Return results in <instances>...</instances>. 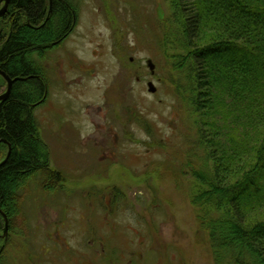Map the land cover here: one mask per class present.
I'll return each instance as SVG.
<instances>
[{
  "label": "rangeland",
  "instance_id": "rangeland-1",
  "mask_svg": "<svg viewBox=\"0 0 264 264\" xmlns=\"http://www.w3.org/2000/svg\"><path fill=\"white\" fill-rule=\"evenodd\" d=\"M70 2L77 19L71 36L50 50L46 59L32 56L51 80L49 98L55 104L51 109L43 102L34 115L49 150L50 165L64 181L47 190L39 180L27 182L21 191L20 210L11 218L5 253L22 261L19 253L43 240V228L66 220L87 232L77 235L73 228L66 233L70 257L75 258L82 248L90 264H116L98 257L96 241L88 247L92 227L98 232L96 239L110 235L102 247L106 253L114 247L123 251L117 264H213L189 201V179L183 177L185 167L179 157L181 142L178 133L172 132L186 120V112L177 105L166 81L172 69L158 45L157 7L164 15V2ZM148 59L154 65L152 75L146 67ZM79 67L90 75L78 71ZM126 71H131V80L123 89L125 102L116 107V114L124 119V108L130 109L132 128L127 134L103 107L108 90L119 88ZM147 82L154 84L155 93H148ZM77 119L80 125L74 131L69 124ZM51 121L56 122L52 130ZM76 212L83 213L84 220H70ZM104 212H113L106 224ZM35 226L41 230L31 234ZM12 258L7 264H12Z\"/></svg>",
  "mask_w": 264,
  "mask_h": 264
},
{
  "label": "trees",
  "instance_id": "trees-1",
  "mask_svg": "<svg viewBox=\"0 0 264 264\" xmlns=\"http://www.w3.org/2000/svg\"><path fill=\"white\" fill-rule=\"evenodd\" d=\"M162 1L158 45L186 112L172 132L198 231L213 264H264V0ZM70 10V0H51V11L49 0H10L0 18V70L21 79L0 104V141L10 145L0 166V210L9 220L27 182L47 190L63 180L34 115L47 76L32 56L44 60L61 45Z\"/></svg>",
  "mask_w": 264,
  "mask_h": 264
},
{
  "label": "flooded vegetation",
  "instance_id": "flooded-vegetation-1",
  "mask_svg": "<svg viewBox=\"0 0 264 264\" xmlns=\"http://www.w3.org/2000/svg\"><path fill=\"white\" fill-rule=\"evenodd\" d=\"M62 2L65 4L64 1H62ZM0 4H2V3H0ZM70 13H71L70 28L61 37L62 42L67 40L71 36V34L74 31L75 26H76L77 19H76L75 9L70 10ZM129 60L131 61V58H129ZM68 68L70 69V67H68ZM78 71H80L83 74L89 73V75H90L89 70L81 69L79 67ZM131 75H132L131 71L130 72L129 71L124 72L123 80L121 81L119 88L116 90L114 88H110L108 90V92H107L108 96L105 99V105L103 106L107 112L109 111L110 113L113 114L112 118H113L114 122H115V120H117L118 122L120 121V127L125 134H127V129L129 130V128H132V119L133 118L131 116L130 109L125 107L124 108L125 118L122 119L119 114H116V112H118V111H116V107L118 106V108L119 107L121 108L122 107L121 104L125 102V96H124L123 89H124V87H126L127 83L130 82ZM137 80H138V78H137ZM51 86H52L51 80L49 81V77H47L46 90L43 94V97H42L43 99L38 104L41 105L43 102H45V103L48 102L50 108L53 109V106L55 105L54 101L49 98V90H50ZM104 98H105V96H104ZM99 111H101V108H99ZM126 113L128 115H126ZM55 123H56L55 121H51L49 123L51 130L55 126ZM79 125H80V121L77 119L75 123H74V121L70 122L69 127L73 128V130L75 131V130L79 129ZM76 132H78V131H76ZM63 181L64 180H62L61 184L63 183ZM53 191H55V190H52V192ZM113 212L115 213V211H113ZM113 212H104L105 214L102 216V218L104 219V224H106L108 222V219L110 220L109 215L112 214ZM66 215H67V212H64L63 217L66 218ZM73 218L78 219V220L79 219L84 220L85 216L83 215V213L76 212L75 217H70V220ZM114 218H115V216H114ZM6 223H7V231L5 233L4 229H5ZM11 227H12V220H9L5 213H2V214L0 213V259L4 260L1 264L9 263V262H7L9 260L8 258H12L11 255L8 254L7 252L5 253V250H4L5 242L7 241L8 237H9V233H11ZM73 228L76 229L75 231H76L77 235L78 234L84 235L87 233L85 228H82L79 226L74 227L72 222L69 223V221H66V220H61L57 226H53V227H49V228H43L42 229L43 232L41 233V235L45 236L43 238V240L45 242L42 240L41 242L37 243L34 248L32 247L33 249L32 248L30 249V245H29V248L26 249V252H24L22 255H21V252L19 253L21 256L19 255L18 258L22 257V261H21V259L19 262L15 261L17 256H14L12 258V261H11L12 264H13V262H14V264H43L42 261H44V259L47 260L45 262V264H90L89 260L85 259L86 254H84L82 248L77 249V251L75 253V258L73 255L71 257L69 255L70 248H69V243H68V238L66 236V233L69 230H72ZM32 229H33V231L30 232L31 234H37L36 232H39L41 230L36 226L33 227ZM90 231L92 233V243L88 247L91 248L93 245H95V241H96L97 245L99 247V249H98L99 251H95V253H98L99 258L105 257L106 261L107 260L113 261L116 264L118 261H121V258L123 256L122 250L119 251V250L115 249V247H114V248H112L113 251L110 250V251H108V253H106V250L104 251V249H105L104 242L108 238H110V235H107V237L106 236H104V237L99 236L96 239L95 237H97L98 232L95 231L94 227H92ZM134 231H135L136 235L140 234L137 232L138 230L137 231L134 230ZM143 242H144V240H143V238H141L140 243L142 244V246H143ZM102 247L104 249H102ZM22 250L23 249H21V251ZM100 250H101V252H100ZM138 253L140 254V257H141L142 253H140V252H138ZM115 254L118 255V258L116 257ZM113 255L115 257H113ZM63 256H68V258H62ZM24 257H25V260L23 261ZM160 257L161 256L158 257L159 261L161 260ZM105 259H103V260H105ZM26 262H28V263H26ZM130 263L131 262H128V264H130Z\"/></svg>",
  "mask_w": 264,
  "mask_h": 264
},
{
  "label": "water",
  "instance_id": "water-1",
  "mask_svg": "<svg viewBox=\"0 0 264 264\" xmlns=\"http://www.w3.org/2000/svg\"><path fill=\"white\" fill-rule=\"evenodd\" d=\"M9 2L10 0H0V3H2V6L0 8V18H2L5 14H6V11H7V8L9 6ZM49 11H51V0H49ZM159 11V9H158ZM159 16H161V13H159ZM146 67L148 68L150 74H154V65L152 63L151 60H146ZM0 77L5 81L6 83V90L4 93L0 94V104L3 103L9 96L10 94V91H11V88H12V85L15 81H18V80H21L20 78H10L6 73H4L2 70H0ZM146 86H147V91L148 93H155L156 91V88L154 86V84L152 82H147L146 83ZM3 143V144H7L6 141L4 140H1L0 141V144ZM7 147H8V150H7V154H6V157L4 158V160L2 162H0V166L2 164H4L6 162V160L8 159L9 155H10V145L7 144ZM0 213L2 214L3 212L0 210ZM7 231V223L5 224V229H4V232L6 233Z\"/></svg>",
  "mask_w": 264,
  "mask_h": 264
}]
</instances>
